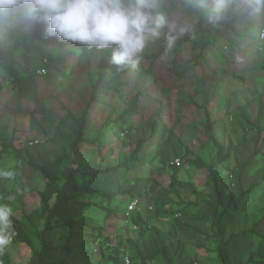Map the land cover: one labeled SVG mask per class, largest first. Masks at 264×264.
I'll list each match as a JSON object with an SVG mask.
<instances>
[{
	"label": "rangeland",
	"instance_id": "obj_1",
	"mask_svg": "<svg viewBox=\"0 0 264 264\" xmlns=\"http://www.w3.org/2000/svg\"><path fill=\"white\" fill-rule=\"evenodd\" d=\"M193 1L199 4V0ZM160 2L170 23L187 31L171 47L168 37L176 33L168 27L159 38L152 39L151 55L160 57L130 68L120 91L109 94L107 104L92 107L84 130L88 142L77 148L76 155L71 149L78 129L71 114L81 118L98 70L111 56L110 51L88 49L83 56L79 44L47 38L56 63L43 66L39 55L32 52V61L18 59L19 76L15 78L3 69L2 58H8V50L24 34L39 31L38 41L45 36L40 26L3 12L0 15V138L5 151V141L13 142L0 163L2 173H13L7 177L12 201L6 204L0 195V205L10 207L17 220L35 216L41 209L39 194L47 181L22 161V150L32 140H38L37 146L52 157H66L62 171L78 163L87 172L113 170L93 185L103 193L117 194L113 200L85 195L84 205L69 204V216L76 217L86 209L103 230L83 228L80 240L88 243L79 247L85 252L81 263L124 264L129 256L132 264H141L131 243L138 234L128 230L123 217L129 202L139 197L144 205L143 227L158 229L166 245L165 256L153 264H220L215 253L216 231L170 233L172 226L197 214L210 198L208 172L195 165L197 160L208 161L211 151L216 152L206 127L209 116L223 153L229 152L226 163L217 169L221 189L228 196L232 193L237 201L244 193L246 209L240 206L242 212L255 213L259 218L264 215V187L259 188L264 186V118L255 103H264V12L241 9L213 22L202 8L208 24L201 27L178 0ZM41 69L48 75L38 76ZM136 98L138 111L132 115L129 107ZM31 113L46 135L32 131ZM123 115L127 123L121 121ZM156 152L161 155L157 157ZM178 157H183L189 169H177L175 174L172 162ZM232 173L236 175V191H231L228 183ZM80 184L87 183L80 180ZM151 205L153 211L148 209ZM61 232H53V245H62ZM261 232L264 234V224ZM32 234L39 247L34 230ZM150 234L146 231L145 241ZM31 256L32 250L17 243L16 235L0 246V264H29Z\"/></svg>",
	"mask_w": 264,
	"mask_h": 264
},
{
	"label": "trees",
	"instance_id": "obj_2",
	"mask_svg": "<svg viewBox=\"0 0 264 264\" xmlns=\"http://www.w3.org/2000/svg\"><path fill=\"white\" fill-rule=\"evenodd\" d=\"M181 6L185 9L193 20L201 27H205L208 21L205 19L204 11L198 3L193 0H178ZM2 12H0L1 15ZM39 31L34 33H26L17 41V43L8 50V58H2V67L17 78L19 73L17 71L20 66L18 59L25 62L32 61L30 53L36 52L40 57V64L48 63L52 65L56 63L53 51L51 50L49 40L39 37ZM154 41L151 39L146 44L141 65L145 60L153 59L155 62L160 54L151 55V45ZM83 50V56L87 55L88 48L80 45ZM18 52V54H17ZM136 66V67H137ZM132 67L118 68L111 62V56L107 58L104 66L98 70L96 81L93 82L90 100L83 111L80 119H76L72 114L71 118L77 125V138L73 144L72 151L76 155L77 148L82 144L88 142L84 138V130L90 111L94 105L107 104L108 96L111 93L119 92L123 83V76L128 73ZM138 98L136 103L132 104L130 112L136 115L138 111ZM257 108L260 109L259 115L264 118V103L263 101H255ZM122 122L127 123L125 115L120 117ZM30 125L32 131L38 135H46V130L38 122L36 116L30 114ZM109 125V124H108ZM158 125V124H157ZM210 116L207 118L206 127L210 133V141L216 147V152L211 151L208 161L204 162L197 160L195 165L208 172V188L210 189V198L206 200L203 207L194 216L179 220L177 226L171 227V235L176 236L178 233L189 234L201 233L208 234L214 230L217 233L216 241L217 247L215 253L220 264H264V234L261 232V227L264 224V215L262 218L256 216L255 213L249 214L248 211L242 212V199L245 197L244 193L240 195V202L235 200L232 193L228 196L222 189L220 180L217 175V169L228 160V154L223 153V145L214 136L213 126ZM158 128H154V132L158 133ZM8 148L4 149L0 138V163L4 156L13 147V142L5 141ZM8 142V143H7ZM139 149L142 144H139ZM158 157L161 154L156 152ZM23 162L26 166L33 168L39 172L47 181L46 188L40 192L39 197L41 201V209L35 216H25L21 220L12 213L10 217L11 228L9 232L11 235H16L17 243L26 244L32 250V256L29 264H87L81 263L80 258L85 256L84 250L79 247H84L88 241L80 240L85 227H92L93 231L103 233L101 226H99L95 218L86 214V209L80 211L76 217L69 216V204L76 203L84 205L82 200L85 195L99 196L109 200H113L117 194H106L93 187L94 183L104 174H109L113 170H98L95 172H87L83 164L78 163L76 167H64L61 170L62 163L65 156L54 158L50 152H47L42 147L29 145L22 150ZM181 158L184 166L176 167L177 169H189L186 167L183 157ZM177 159V158H176ZM175 160V159H174ZM174 162V161H173ZM0 173H2L0 171ZM233 176V178H231ZM80 180L85 181L86 185H81ZM176 176H173V181H176ZM140 182H146L147 179H140ZM228 183L231 186L230 190L236 191L238 185L236 183V175L230 174ZM260 185L259 188H263ZM0 195L3 196L5 203L11 204L12 192L9 189V180L7 177L0 175ZM139 198V197H135ZM134 199V198H133ZM54 200V203H53ZM84 203V204H83ZM130 203V202H129ZM128 206V205H127ZM241 206V207H240ZM246 209V206H243ZM149 209V207H148ZM154 210V205H153ZM149 210V211H153ZM143 211V210H142ZM142 211L135 212L131 219V227H137L133 230L128 226V230L137 233V240L131 242L133 244L136 258L141 264H153L155 259L160 256H165L166 245L161 239V232L156 228H144L143 223L146 221ZM124 214V211H123ZM43 225V229H41ZM36 233V239L39 242V247L35 246L32 233ZM62 231V242L65 245H53L51 237L55 235L53 232ZM146 231L151 234L148 241L144 240ZM93 233V232H92ZM100 233V235H102ZM227 234V235H226ZM228 236V237H227ZM94 241H97V237ZM129 257V256H128ZM130 258V257H129ZM131 259V258H130ZM125 261V260H124ZM132 261V259H131ZM170 264V263H166Z\"/></svg>",
	"mask_w": 264,
	"mask_h": 264
},
{
	"label": "clouds",
	"instance_id": "obj_3",
	"mask_svg": "<svg viewBox=\"0 0 264 264\" xmlns=\"http://www.w3.org/2000/svg\"><path fill=\"white\" fill-rule=\"evenodd\" d=\"M199 6L213 22L241 9L264 12V0H199ZM161 9L160 0H0V12L42 27L45 38L110 51L118 68H135L148 41L159 38L165 27L176 33L168 37L169 47L187 31L170 23ZM11 215L10 207L0 205V246L11 240Z\"/></svg>",
	"mask_w": 264,
	"mask_h": 264
},
{
	"label": "built area",
	"instance_id": "obj_4",
	"mask_svg": "<svg viewBox=\"0 0 264 264\" xmlns=\"http://www.w3.org/2000/svg\"><path fill=\"white\" fill-rule=\"evenodd\" d=\"M262 40H264V34L262 36ZM37 74L40 77H44L48 75V72L46 69H41L37 72ZM38 144H39L38 140H32L31 142L28 143L30 147L36 146ZM172 165L180 168L184 166V163L181 158H177L174 160V162H172ZM231 178H233V176H231ZM143 209H144V205L140 198H134L130 201V203L126 207L124 214H123V217H124V220L127 226H129L133 230H137V227H131L130 222L133 217V214L135 212L142 211ZM149 210H153V205L149 206ZM124 264H132L131 259L129 257L125 258ZM195 264H198V263H195Z\"/></svg>",
	"mask_w": 264,
	"mask_h": 264
}]
</instances>
